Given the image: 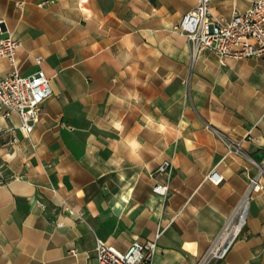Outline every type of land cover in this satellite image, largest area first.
I'll use <instances>...</instances> for the list:
<instances>
[{
  "label": "crops",
  "instance_id": "crops-1",
  "mask_svg": "<svg viewBox=\"0 0 264 264\" xmlns=\"http://www.w3.org/2000/svg\"><path fill=\"white\" fill-rule=\"evenodd\" d=\"M197 1L0 0L18 73L43 70L52 90L29 135L0 110V264H96V240L125 252L157 232L151 264H196L244 201L214 264H264V177L249 192L264 165V63L191 62L173 26ZM253 1L210 6L230 18Z\"/></svg>",
  "mask_w": 264,
  "mask_h": 264
},
{
  "label": "built area",
  "instance_id": "built-area-1",
  "mask_svg": "<svg viewBox=\"0 0 264 264\" xmlns=\"http://www.w3.org/2000/svg\"><path fill=\"white\" fill-rule=\"evenodd\" d=\"M211 2L212 0H198L196 6L173 26V31L189 43L191 62L201 53L212 52L219 57L221 65L229 58L256 57L264 63V0L253 1L247 11L235 13L230 18L214 14ZM20 45L21 43L11 36L0 39V60H6L12 68L9 73L0 71V110L7 118L17 116L20 131L29 135L39 122L41 106L51 97L52 90L43 70H37L27 76L18 73L16 54ZM225 144L229 151L241 153L239 147H234L226 141ZM253 164L259 171L249 178V192H259L263 188L264 165ZM170 169L169 162H163L159 167L160 172H170ZM222 179L216 169H212L206 176V180L214 185L220 184ZM153 191L166 196L169 191L168 184L155 185ZM38 205L41 204L38 202ZM224 228L196 264H214L226 257L241 230L230 242L218 245ZM159 236L160 233L157 232L154 240L134 241L125 252L96 240V264H151ZM71 253L77 252L73 249Z\"/></svg>",
  "mask_w": 264,
  "mask_h": 264
},
{
  "label": "bare ground",
  "instance_id": "bare-ground-1",
  "mask_svg": "<svg viewBox=\"0 0 264 264\" xmlns=\"http://www.w3.org/2000/svg\"><path fill=\"white\" fill-rule=\"evenodd\" d=\"M245 211L246 202L244 201V203L235 212L233 218L225 226L218 240V245L230 242L238 234V232L243 227ZM234 218H236V222H233Z\"/></svg>",
  "mask_w": 264,
  "mask_h": 264
},
{
  "label": "rangeland",
  "instance_id": "rangeland-1",
  "mask_svg": "<svg viewBox=\"0 0 264 264\" xmlns=\"http://www.w3.org/2000/svg\"><path fill=\"white\" fill-rule=\"evenodd\" d=\"M233 222H236V218H234ZM242 230V229H241Z\"/></svg>",
  "mask_w": 264,
  "mask_h": 264
},
{
  "label": "trees",
  "instance_id": "trees-1",
  "mask_svg": "<svg viewBox=\"0 0 264 264\" xmlns=\"http://www.w3.org/2000/svg\"><path fill=\"white\" fill-rule=\"evenodd\" d=\"M152 1H154V0H152Z\"/></svg>",
  "mask_w": 264,
  "mask_h": 264
}]
</instances>
